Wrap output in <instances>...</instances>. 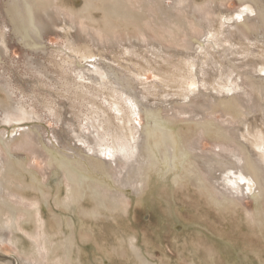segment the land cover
I'll list each match as a JSON object with an SVG mask.
<instances>
[{"label": "rangeland", "instance_id": "obj_1", "mask_svg": "<svg viewBox=\"0 0 264 264\" xmlns=\"http://www.w3.org/2000/svg\"><path fill=\"white\" fill-rule=\"evenodd\" d=\"M127 1L132 7L138 8L143 0ZM95 3L96 8L89 12L90 17L81 18L79 14L84 8V0H56L59 21H56L55 27L42 35L45 49L34 52L22 45L13 34L6 17L3 16V0H0V34L4 36L6 46L5 52L0 54V83L6 84L14 103L26 113L25 117L31 119L33 116L38 119V135L40 134L44 145L54 144L60 149L66 148L65 145L75 146L73 134H88L93 130L97 131L103 143L109 147L113 144L122 145V142L128 143L138 136V130L146 122L145 115L139 109L141 104L137 106L139 101L144 105L155 106L152 108L158 110L161 109L162 102L168 103L170 108L165 107L163 110L173 118L177 127L194 128L212 119L223 128L239 125L236 117L227 116L221 108H216L214 104L218 101L212 98L225 95L230 98L229 89L235 90L236 83L244 86L246 90L242 99L237 101L245 106L242 112L257 106L258 112L245 116L255 118L253 123L259 126L256 125L258 129L264 128V98L254 83L262 73L261 69H264V42L260 41L261 32L255 28L250 31L249 36L234 32L232 24L239 18L236 12L242 9L238 0H181L177 12L184 19L186 16L190 35H187L179 23L166 20L157 24L153 22L151 25L143 20L142 27L149 36L151 35L150 38L146 37L139 26L121 23L117 24V27L120 26L118 28H110L115 42H109L106 33L102 32L107 29L100 9L103 1L98 0ZM190 3L195 8L196 16L204 17L205 21L198 23L190 15V7L185 6ZM161 4L167 9L174 8L173 0H161ZM152 6L149 5V9ZM158 11L156 12L155 6L150 9L154 16ZM64 17L77 19L80 31L78 36L73 29L62 26L66 22ZM225 31L232 34L227 35ZM152 33L157 34L156 37L152 36ZM91 34L95 36L96 41ZM137 36H143V41L136 40ZM133 42L138 47H135ZM229 58L236 65V68L231 67L234 76L226 68V65L229 66ZM94 61H98L107 71L118 72L122 75L120 77L135 74L137 90L130 93V96L125 95L124 92L117 91L115 84L111 83L112 80L107 76L99 81L91 70L82 71L81 66L90 67ZM195 76L200 79L201 91H195L192 80L197 78ZM195 92L196 95H193ZM113 100L119 101V111L113 110ZM125 117L129 119L132 138L127 136L122 128ZM26 121L28 122L23 125L30 126V120ZM7 127L0 125L1 129ZM198 142L203 153L214 152L221 157L225 155V143L217 138L204 134L198 138ZM17 154L28 157L25 165L34 168L42 182L48 179L51 168L45 158L35 151H19ZM103 157H110L109 152L104 150ZM52 165L53 162L51 167ZM42 185L41 183L40 188L45 189ZM63 186L57 193L58 197H55L58 198L56 203L52 194L46 198L49 206L38 204L39 200L37 202L33 199L39 207L37 210L40 219L54 225L52 228L47 226L50 241H57L60 246H63L65 239L67 242L72 241V236H69L71 230L69 231L66 222L68 212L64 209V202L69 198L71 191L67 185ZM174 190L176 189L172 187L171 190L162 189L156 181L150 185L149 190L140 195L141 197L132 190L125 189V208L117 213V228H114L116 224L111 218L102 217L101 222L105 226V249L112 251L114 231L116 236L122 238L119 252L123 247L127 249L131 256L129 260H120V256L116 255L108 258L99 250H95L89 239L74 235L72 249L75 255L73 253L72 263L142 264L133 255L130 246L132 242L135 249L152 264H264V236L258 233V228L252 220L259 208L253 200L244 198L236 213L220 216L210 207L198 203L200 198L193 189ZM38 194L35 195L39 199H44ZM57 217H61V226L56 223ZM89 226L88 222L85 223L86 229ZM19 230L16 232L20 238L19 243L0 242V256L16 260L19 257L17 253L21 252L24 256L35 253V256L31 257H34L32 261L42 260L41 256L36 255L38 253L34 247L36 242L41 244L43 241L42 229L37 230V239L31 234L32 228ZM45 247L48 249L45 250L47 259L45 263L43 260V264H61V247L53 252L48 244H45ZM209 249L216 256L212 262L207 255ZM102 251L105 252L104 249ZM256 251L257 253H254Z\"/></svg>", "mask_w": 264, "mask_h": 264}, {"label": "bare ground", "instance_id": "obj_2", "mask_svg": "<svg viewBox=\"0 0 264 264\" xmlns=\"http://www.w3.org/2000/svg\"><path fill=\"white\" fill-rule=\"evenodd\" d=\"M97 1L84 0V8L79 14L81 18L90 17L91 13L89 14V12L96 8L95 2ZM102 1L100 9L104 17V26L107 28L102 32L106 33L109 42H115L110 28H116L117 24L121 23L139 26L146 37L150 38L151 35L149 36L143 28V20L151 25L153 22L157 24L166 20L179 23L187 35H190L187 28L188 24L186 25V16L184 19L177 12L181 0H173L174 8L168 9L161 4V0H143L142 5L138 8L132 7L127 0ZM238 1L242 9L236 12L239 18L232 24L234 32H238L242 36H249L250 31L255 28L261 32L260 41L264 42V0ZM149 5L155 6L156 12L159 10L155 16L150 13L153 6L149 9ZM185 6L190 7L189 13L198 23L206 20L204 17L196 16L195 8L191 3ZM2 8L3 16L6 17L13 34L22 45L34 52L45 49L42 35L45 34V31L55 27L56 21L60 17L57 13L56 0H3ZM73 20L65 18L66 22L62 26L73 29L78 36L80 31L77 19ZM191 21L193 22V20ZM155 26L158 27V25ZM233 30L231 31L233 32ZM225 32L227 35L231 33L230 31ZM156 35L153 34L152 36L156 37ZM91 37L96 41L95 36L91 34ZM142 37L137 36L135 39H140L142 42ZM133 45L137 46L136 43ZM5 50L4 36L0 34V54H3ZM227 62L229 66L226 64H222V66L226 65L227 70L234 76L232 69L236 68V65L230 58ZM231 67L233 68L231 69ZM81 69L82 71L91 70L93 76L99 81L104 80V76H107L109 80H112L110 82L115 84L117 91H122L125 95L130 96V93H134L138 88L135 74L120 77L121 74L114 70L107 71L98 61L91 63L90 67L81 66ZM261 72L254 83L264 98V69H261ZM192 80L195 84V91H201L200 79L197 77L192 78ZM234 87H236L235 90L230 88L229 92L227 91L230 98H227L226 95L223 97L213 96L212 98L218 101L214 106L221 108L225 115L236 117V122L239 125L223 128L214 123L212 119L205 124L196 125L194 128L192 126L177 127L173 123V118L163 110L165 107L170 108L168 103L162 102L161 109L158 110V108H152L155 106L144 105L139 101L137 106L139 107L141 104L139 109L145 115L146 122L138 130V136L135 139L132 138V128L128 124L127 116L125 117V124L122 125L124 132L132 138V141L122 142V145L119 146L113 144L109 147L103 143L101 137L96 133L97 131L94 132L93 130L88 134H83V132L73 134L75 146L65 145L66 148L61 147L64 149H60L54 144H43L40 134L38 135V119L33 116L31 119L25 117L26 113L14 103L6 84L0 83V93H2L0 96V125L4 124L9 127L0 128V242L19 243L20 238L16 232H19V229L27 230L30 228H32V233H30L36 239L39 238L37 230L42 229L41 238L43 240L41 244L38 243L39 241L34 244L38 253L36 255L41 256L42 260L33 262L34 257H31L35 256V253L24 256L20 252L21 254L17 253L19 257L16 260L0 256V264H43V260L45 263V259H47L45 250H48L45 244L50 246L51 252L61 247L62 260L61 258L59 260L61 264H74L72 263L74 262L73 253L75 255V251L72 249L74 235L89 239V243L92 242L91 246L108 258L116 255L120 256V260H129L131 256L127 249L123 247L119 252V246L122 245L120 239L122 238L116 236L114 231L112 232L115 237L113 238L112 251L108 250L109 248L105 249V226L101 220L102 217L111 218L112 221H115L114 228L116 229L118 226L116 217L119 216L117 213L125 208L126 195L124 190L130 189L139 197L146 190H149L150 185L155 181L159 183V186H162V189L171 190V187L176 190L187 188L191 191L193 189L200 198L198 203L210 207L220 216L236 213L243 199L250 198L259 207L252 220L258 228V233L264 236V128L258 129L257 124L253 123L255 118L247 117V119L245 116L255 111L258 112L257 106L244 113L242 108L245 106L237 103L242 99V95L246 94L244 86L236 83ZM193 95H196V92ZM112 107L116 111L121 109L117 100H113ZM205 108L208 110L207 106ZM196 115L198 116V113ZM262 115L264 116V114ZM26 120H30V126L23 125L28 122ZM199 128L201 131L198 132L197 129ZM204 134L225 143H223V146L226 147L224 156H217L214 152H201L198 138ZM196 137L197 140H195ZM104 150L109 152L110 157H103ZM19 151L32 153L35 151L49 162L51 170L46 181L42 182L38 172L25 165L24 162L27 161L28 157L20 156L17 154ZM41 183L45 189L40 188ZM63 185H67L71 191L69 198L64 202V209L68 212L67 219H65L69 231L71 230L69 236H72V241L67 242L65 239L63 246H60L57 241L53 243L50 241L47 230L48 227L52 228L54 225L40 219L38 206L33 199L37 202L39 200L38 204L44 203L49 206L46 198L52 194L54 196L53 201L56 203L58 198L55 199V197H58L57 193ZM37 193L41 194L44 199L40 198L42 199L40 200L35 195ZM199 216L201 217L200 214ZM87 222L90 226L86 229L85 223ZM56 223L61 226V217H57ZM246 228L248 229V227ZM130 244L133 255L137 257L139 262L152 264L141 252L135 249L132 242ZM210 248L212 249V247ZM211 249L206 252L212 262L216 256ZM241 263L246 264V262Z\"/></svg>", "mask_w": 264, "mask_h": 264}]
</instances>
